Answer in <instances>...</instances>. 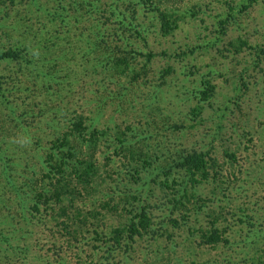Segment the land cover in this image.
<instances>
[{
	"label": "rangeland",
	"instance_id": "374dc122",
	"mask_svg": "<svg viewBox=\"0 0 264 264\" xmlns=\"http://www.w3.org/2000/svg\"><path fill=\"white\" fill-rule=\"evenodd\" d=\"M146 1L0 0V54L22 53L0 59V264H257L264 0H172L179 11L169 33ZM82 118L102 132L100 191L138 190L128 153L114 151L115 131L154 156L140 191L156 234L114 257L92 233L65 236L61 218L39 200L52 188L46 174L57 138ZM193 151L208 154L209 170L190 179L184 205L171 214L165 181L189 179L177 162ZM110 197L111 207L79 201L82 219L103 222L107 233L122 225L129 204ZM215 233L219 240L208 241Z\"/></svg>",
	"mask_w": 264,
	"mask_h": 264
},
{
	"label": "trees",
	"instance_id": "16d2710c",
	"mask_svg": "<svg viewBox=\"0 0 264 264\" xmlns=\"http://www.w3.org/2000/svg\"><path fill=\"white\" fill-rule=\"evenodd\" d=\"M150 8L158 13L161 20L163 32L169 33L172 27V15H178L176 8L173 6L172 0H147ZM147 1L145 3H147ZM134 12V10L132 11ZM180 15V14H179ZM174 21H177L174 19ZM21 50H7L0 54V59L22 57ZM81 116V114H80ZM82 120L73 124V130L65 132L62 137H58L60 141L58 155L54 163H52L53 172H48L47 177L50 178V185L42 188L43 194H39V200L48 206L51 210V215L61 218L58 223L62 226L61 230L65 236L70 239H79L84 233L94 234V239L107 243L108 256H117L127 250L130 245L138 237L144 235L156 234L154 229L155 215L151 211L148 197L143 196L140 191L145 187L149 179H145L142 171L146 167H150L153 163L154 156L147 150L144 153H139L135 148V144L125 141L119 137V130L115 131L116 146L114 151L123 150L128 153L130 162L127 164L128 175L133 177L137 184V192L133 193H115L112 194L107 190H101L96 184V177H100L103 171L102 158L97 157L100 148L101 130L97 123H83ZM88 135V136H87ZM85 142L87 144H85ZM147 152V153H146ZM80 153L82 156H80ZM146 153V154H145ZM157 157V156H156ZM208 154L206 152L193 151L188 153L182 159L178 160V168L183 170L189 179L170 184L169 180L165 181L168 187L164 186L162 199L171 207V214L174 210L179 209L183 203L182 198L189 193L191 178L195 181L196 175L200 172L209 170ZM207 173V172H206ZM205 173V174H206ZM216 175V174H213ZM215 177V176H214ZM142 181V182H140ZM173 189L172 194H168V190ZM97 190V191H96ZM95 192L100 194V197L95 196ZM49 193V194H48ZM150 196V194H147ZM124 198L126 200L124 208L126 211L125 220L122 225L113 227L110 233L104 229V224L101 221L91 222L82 219L83 205L79 204L84 198L87 200H98L103 206L111 207L110 202L105 199L109 197ZM131 197L134 199L132 200ZM81 198V200H79ZM58 205V206H55ZM114 207V208H113ZM113 208V209H112ZM110 208L112 211H118L117 204ZM88 211V210H87ZM179 213L180 210L178 211ZM92 217H96L95 211L90 213ZM99 215V214H98ZM90 226V227H89ZM102 226V227H101ZM92 229V230H91ZM218 231V230H217ZM219 235H211L208 241L219 240ZM75 240V241H77ZM257 264H264V248L257 254Z\"/></svg>",
	"mask_w": 264,
	"mask_h": 264
}]
</instances>
